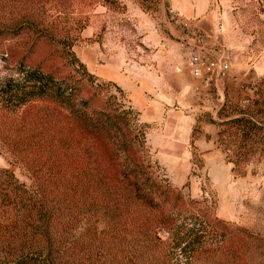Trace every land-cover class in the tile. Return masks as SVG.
Listing matches in <instances>:
<instances>
[{
	"label": "rangeland",
	"instance_id": "374dc122",
	"mask_svg": "<svg viewBox=\"0 0 264 264\" xmlns=\"http://www.w3.org/2000/svg\"><path fill=\"white\" fill-rule=\"evenodd\" d=\"M1 1L2 15H35L72 39L77 37L73 51L98 83L111 82L121 89L109 79L114 71L123 74L135 66L152 67L155 56L162 68L168 66L159 61L161 56L173 57L178 67L187 66L189 48H198L196 34L206 37V53H212L213 40L225 44L235 55L228 77L239 63L236 88H226L223 103L215 97L201 119L217 126V147L231 167L227 176H213L195 148L189 182L176 185L157 161L150 127L147 141L152 159L183 200L168 208L134 201L107 207L83 193L80 204L67 207L64 217L75 224L73 240L91 249L94 264H264V142L263 150L255 154L229 134L221 137L227 131L224 122L242 111L264 124V0ZM48 27L41 25L36 31ZM187 68L179 75L183 83L188 81L187 73L195 78ZM202 86L194 87L197 95L202 94ZM110 90L117 95L115 87ZM238 158L243 160L236 168L242 176L234 173L232 160ZM0 168H9L22 183L33 185L30 174L1 150Z\"/></svg>",
	"mask_w": 264,
	"mask_h": 264
},
{
	"label": "trees",
	"instance_id": "16d2710c",
	"mask_svg": "<svg viewBox=\"0 0 264 264\" xmlns=\"http://www.w3.org/2000/svg\"><path fill=\"white\" fill-rule=\"evenodd\" d=\"M41 25L49 27L36 31ZM70 39L41 17L0 10V150L33 180L30 187L0 168V264H94L64 217L83 193L107 207L168 208L183 200L152 159L150 126L123 89L98 83L73 51L78 38ZM223 126L221 137L263 150L264 124L250 112ZM232 162L242 176L243 160Z\"/></svg>",
	"mask_w": 264,
	"mask_h": 264
},
{
	"label": "crops",
	"instance_id": "0c3cea01",
	"mask_svg": "<svg viewBox=\"0 0 264 264\" xmlns=\"http://www.w3.org/2000/svg\"><path fill=\"white\" fill-rule=\"evenodd\" d=\"M162 49L165 48L161 47V54ZM155 57L152 67L138 70L135 66L129 73L123 74L114 71L109 79L129 94L142 121L150 125L157 161L167 170L176 185L184 186L192 173L196 148V153L207 162L213 176H227L231 167L223 161V154L217 147V126L203 121L201 117L204 111L212 107L215 97L219 101L222 98L223 103L226 88H236L234 77L239 63H236L232 75L226 79L212 78L203 82L187 73L188 81L183 83L179 75L187 68L186 63L185 66L178 67L173 57L161 56L159 61L168 66L162 68L157 66V56ZM178 68L180 71H177ZM201 84L202 94L197 95L194 87ZM192 190L195 191L194 188Z\"/></svg>",
	"mask_w": 264,
	"mask_h": 264
},
{
	"label": "built area",
	"instance_id": "2783aa9c",
	"mask_svg": "<svg viewBox=\"0 0 264 264\" xmlns=\"http://www.w3.org/2000/svg\"><path fill=\"white\" fill-rule=\"evenodd\" d=\"M198 48H187V66L197 79L208 81L212 78L223 80L228 77L234 63L235 55L222 42L213 40L210 42L212 53L204 51L207 39L202 34H196Z\"/></svg>",
	"mask_w": 264,
	"mask_h": 264
}]
</instances>
